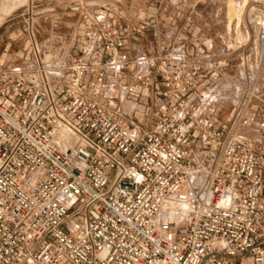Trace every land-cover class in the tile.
Returning a JSON list of instances; mask_svg holds the SVG:
<instances>
[{"label": "built area", "instance_id": "obj_1", "mask_svg": "<svg viewBox=\"0 0 264 264\" xmlns=\"http://www.w3.org/2000/svg\"><path fill=\"white\" fill-rule=\"evenodd\" d=\"M74 10L60 76L35 43L33 67H0V264H264L262 96L243 89L221 123L219 64L130 60L141 28ZM123 99L144 113L127 123Z\"/></svg>", "mask_w": 264, "mask_h": 264}, {"label": "rangeland", "instance_id": "obj_2", "mask_svg": "<svg viewBox=\"0 0 264 264\" xmlns=\"http://www.w3.org/2000/svg\"><path fill=\"white\" fill-rule=\"evenodd\" d=\"M103 2L104 5H96L88 4L86 0H75L66 7H55L50 15L61 20L52 26L49 20L42 18L47 13L38 11L46 5H33L28 1L17 14V19L0 29V67H33L35 60L32 46L36 43L40 57L51 64L49 68L53 70L52 74L60 76L63 72L60 73L58 68L68 66L76 45L75 35L80 16L74 9H102L113 12L122 22L130 21L141 28L143 34L139 38L127 41L130 60L156 53L160 46H173L187 52L197 49L199 61L213 66L219 64L223 77L217 79L216 108L221 123L228 119L243 89H252L264 99V0ZM0 15H5V12ZM70 24H74L73 29H69ZM45 41H50L47 48L44 46ZM204 44L210 47L205 49ZM63 81L60 79L58 83ZM111 105L109 109H119L127 123L135 121L144 113L143 103L138 101L123 99L121 103L116 101Z\"/></svg>", "mask_w": 264, "mask_h": 264}, {"label": "crops", "instance_id": "obj_3", "mask_svg": "<svg viewBox=\"0 0 264 264\" xmlns=\"http://www.w3.org/2000/svg\"><path fill=\"white\" fill-rule=\"evenodd\" d=\"M30 2V4L32 3L33 5H46V7H42L40 8L38 11L41 13H47V15H43L42 18H44L45 21L49 20L51 25L53 26V23H59L61 18L60 17H55V16H51L50 13H52L54 10L53 8L55 7H66L68 5H70L71 3L73 4V2L75 0H44V2H42V0H0V13L1 12H5V15H0V29L3 27V25H6L10 22H13L14 20L17 19V14L19 12L22 11V9L25 7L27 2ZM86 2L88 4H100V5H104L105 3L103 2V0H86ZM62 17V16H61ZM41 19H39L40 21ZM74 25V24H73ZM73 25L70 24L68 27L69 29H73ZM73 35V33H72ZM52 38V35H50ZM50 43V41H45L44 42V46L46 47V45H48ZM207 47H210L209 44H204V48L207 49ZM47 48V47H46ZM49 50V48H48ZM49 52H51L49 50ZM49 59L51 60L50 56ZM54 58H52L53 60ZM203 63H207L204 62ZM217 105V102H216ZM256 118H258L259 116V112L264 111V106L260 105L259 103L256 104ZM241 134L248 136L251 140H253L254 142H257V144H259V140H258V135L256 133V130L254 128L250 129V130H243L241 132Z\"/></svg>", "mask_w": 264, "mask_h": 264}, {"label": "bare ground", "instance_id": "obj_4", "mask_svg": "<svg viewBox=\"0 0 264 264\" xmlns=\"http://www.w3.org/2000/svg\"><path fill=\"white\" fill-rule=\"evenodd\" d=\"M36 47H38V45L35 43Z\"/></svg>", "mask_w": 264, "mask_h": 264}]
</instances>
